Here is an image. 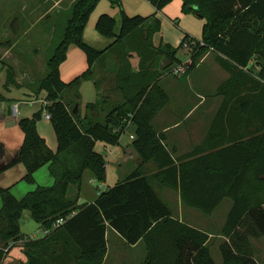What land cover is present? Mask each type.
Instances as JSON below:
<instances>
[{"label": "trees", "instance_id": "16d2710c", "mask_svg": "<svg viewBox=\"0 0 264 264\" xmlns=\"http://www.w3.org/2000/svg\"><path fill=\"white\" fill-rule=\"evenodd\" d=\"M121 7V24L109 14H102L96 30L112 42L103 50L85 41V30L101 0H76L63 30L61 40L50 55L48 72L40 79L39 90L47 92L48 104L31 118L19 120L24 140L16 157L0 173L17 164L27 170L23 180L36 184V173L48 165L55 182L37 186L18 198L12 186H0V264L10 249L26 240L20 219L29 210L31 217L49 233L25 242L26 264H103L108 252L107 231L114 229L128 244L143 241L147 255L144 264H217L212 255L209 232L176 217L171 206L140 169L113 187H108L92 203L78 205L69 197L72 184H79L87 172L101 182L107 180V161L97 151V142L117 145L129 125L135 135L133 146L144 163L154 162V174L163 185L180 192L183 201L211 214L225 197L233 200L221 235L226 239L219 247L224 264H259L247 247V237H264V107L260 134L230 144L213 143L216 151L203 153L197 148L192 158L176 160L158 134L152 121L169 102V96L158 80L166 71L182 64L178 50L187 40H198L185 34L176 48L167 45V63L152 69L156 56L163 54L154 44L161 31L157 12L150 16H129ZM156 11L174 0H147ZM182 12L205 19L202 41L205 45L192 54V64L211 48L237 67L246 68L252 60L251 77L260 84L264 100V0H183ZM81 48L88 58V69L71 82L61 78V65L67 60L71 45ZM120 52L122 64L119 85L126 102L109 112L106 122L82 118L63 99L68 87L90 79L97 61L105 65L107 57ZM139 53V71L132 67L131 53ZM165 53V52H164ZM161 57V56H160ZM4 87L20 86L12 65H6ZM250 71V70H249ZM224 87V86H223ZM95 104H88L94 108ZM57 137L53 150L40 134L38 122L43 112ZM64 222L55 226L58 220ZM245 231L242 228L246 227ZM12 244V245H11Z\"/></svg>", "mask_w": 264, "mask_h": 264}, {"label": "rangeland", "instance_id": "374dc122", "mask_svg": "<svg viewBox=\"0 0 264 264\" xmlns=\"http://www.w3.org/2000/svg\"><path fill=\"white\" fill-rule=\"evenodd\" d=\"M75 1L76 0H0V53H2L0 55L3 58L0 60V70L5 72L4 78L2 76L0 78V92H3L9 99L20 103L18 118L10 117V120L7 121L0 118V147L1 145L4 146L8 152L18 151L24 140V131L19 126V122L16 124L14 120L31 118L47 104V92L45 90H39L40 79L45 77L48 72V59L61 40L63 30L71 13V6ZM114 1L117 0H101L98 7L91 15L85 41L96 49L103 50L107 47L106 45H109L107 41L109 39L99 35L95 28L99 17L106 13L116 18L119 26L121 24V7L119 3H115ZM121 3L122 8L129 16H150L156 12L155 7L147 0H122ZM182 4L183 0H174L166 9L165 13L158 14V18L161 20V31L157 33L154 41L158 45L160 41L163 40V43L178 47L181 43V36H184L182 29L188 31L193 37L194 35L197 37L201 36V29L205 20H201L193 14L182 15ZM182 50V48L178 50V57L185 62L189 54L188 52L184 53ZM119 52L120 46L117 47V51L113 55L116 56ZM130 53L135 55L133 64L137 66V55H139V53ZM155 58L156 60L152 69L162 68L160 64H162L166 58L161 54L157 55ZM96 63L97 66L102 64L101 61H97ZM6 65L15 67L17 79L21 83L20 86L3 87L7 78ZM87 69V54L77 45H71L68 52V59L62 64L60 69L62 80L69 83L76 77L82 75ZM97 92L98 88L95 86V83L92 80L84 79L65 89L62 93V97L71 105L73 111H75L76 105L79 103L80 115L84 117L92 110L102 109V95H100L99 98ZM11 100H8V102ZM14 103L16 102H13V104ZM89 103L95 104L96 106L89 110ZM104 107V110L99 111L100 114L95 121L102 123L106 122L110 107ZM45 113L46 111L43 112L42 120L38 122V128L47 138L48 142L51 143L54 148H57L56 133L51 121L45 118ZM2 114L6 113L0 108V115ZM123 133L126 134L125 136H128V139L124 137V142L127 140H129V142L135 140L132 127H130L129 130L128 128L125 129ZM131 142L129 145H133ZM114 147L115 146L112 145L105 146L103 142L98 143L96 147L97 151L102 153L107 161V180L101 182L93 178L90 182L91 174L87 172L81 182V186L83 188L85 187V195H87V198H78L81 189L79 184H72L70 186L69 197L78 199V205L96 199L108 187L115 186L128 175L126 170H130V172L133 171L135 161L131 157L128 167H125V163L123 167L116 165L115 155H111V151H114ZM146 168L147 172L145 171V173L152 175L150 178L152 185L155 184L160 195L173 208L174 215L178 216L181 210L177 205L179 198L178 192L173 189L165 188L155 178H152L154 173L153 167ZM26 172L25 166L23 164H18L16 168L0 175V186L5 188L12 186V192L18 198H22L26 191H31L39 185L46 186L45 184H49L43 180L42 173L37 176L36 184H29L26 181H21V178ZM1 207L2 200L0 197V208ZM223 208L224 207L214 215H205L201 211H192L185 208L188 213L186 216L187 221L195 223L198 227L207 231H212L217 235L212 240V244L214 245L213 249L215 250L213 256L217 264H224L223 261H221L217 249L218 242L221 241L218 235L221 234L225 221ZM20 225L26 240L29 238L39 239L44 234L45 228L31 217L29 210H25L23 213L20 219ZM19 245L20 244H17L15 247ZM137 254L135 253V256L138 257Z\"/></svg>", "mask_w": 264, "mask_h": 264}, {"label": "crops", "instance_id": "0c3cea01", "mask_svg": "<svg viewBox=\"0 0 264 264\" xmlns=\"http://www.w3.org/2000/svg\"><path fill=\"white\" fill-rule=\"evenodd\" d=\"M172 3L168 4L162 10L156 11L155 8V11L157 12V16L158 14L165 13L166 9ZM182 5H181V12H182ZM182 15H190V14H185L182 12ZM198 18L201 20H205L200 17ZM180 24H181V19H180ZM204 24L205 23H203V25ZM203 25H202V29H203ZM87 29H88V25L85 30V38H86ZM202 29H201V36L197 37L196 35H194V37L201 39ZM182 30L184 32V36L185 34H189L190 36H192L185 29ZM99 35L101 34L99 33ZM156 36L157 34L154 36V41ZM184 36L182 35L181 38L183 39ZM107 41L110 44L112 42V39H109ZM167 45L170 44L163 43V40L160 41L159 45L157 43L155 44L156 47L162 49L163 52L162 56H166L167 52L165 50H167L166 49ZM181 48L183 49L182 51L184 53L188 52L189 54L188 55L189 57L186 59L185 62H183L182 60L179 59L177 53V58L179 62L185 64L191 57V53L188 50H186L184 47ZM134 53L136 52L134 51ZM1 58L2 57L0 55V60L3 59ZM134 58L135 55L131 54L133 70L135 72H138L140 57L139 55H137L138 58V61L136 63L137 66H134L133 64ZM166 63H167L166 60H164L162 64H160L162 65L161 67L165 66ZM96 64L97 63H95L93 66L92 77L88 80H92L95 83V86H97L98 88L97 96L100 98V95H102L101 100L103 102V107L100 110H104L105 109L104 106L106 107L109 106L110 107L109 112H111L114 107L120 106L121 104H124L126 102L124 91L123 89L120 88L119 79H118L122 69V64L117 58V56L113 54L107 57L104 66L101 64L97 66ZM253 65H255L256 67L255 70H259L258 66L255 64V60H252L246 68H241V67H237L226 57H220L217 53L213 51H208L207 53L202 55L195 63V65L182 76H177L172 71H166L160 76L158 83L160 87L169 96V102L157 113V115L152 121V124L155 130L157 131V133L162 134L164 136V142L176 160H181V159L186 160L188 158H192L193 157L191 156L192 153L196 151L197 148H201V147L203 149L202 151L203 153L216 151L218 147H213L212 145L213 143L216 142H219L220 144H230V142L232 141L234 142V140H246L248 138L256 136V134H260V132L262 133L261 126L263 125L262 114H263L264 100L262 99L261 96L262 94H261L260 84L254 80L256 79L253 78L254 76L251 77L252 75L251 70ZM160 69L161 68H159V70ZM246 72L247 73L249 72L248 74L251 75L249 76L246 75ZM4 74L5 72L0 70V78L1 76L4 78ZM17 81L19 82L18 79ZM0 98H1L0 108H2L3 111H5L6 113L0 115V118L5 121L10 120V117H14L11 112V106L13 105V102H17V101H13L9 99L3 92H0ZM8 100L11 101L8 102ZM100 110L99 109L95 111L92 110L90 113L88 112L84 117L90 116L94 120H96L100 114L99 112ZM75 112L78 116H81L79 103L76 105ZM81 117L84 118L83 116ZM14 118H18V117H14ZM19 120L20 119H16L14 121L16 124H18ZM129 129L130 127L128 128V130ZM40 134L43 137H45L41 132ZM125 135H126L125 133L122 134L121 139L117 145H112L115 147H114V151H111V155L113 154L115 155L116 165L123 167L125 163V167H128L129 166L128 163L131 157L135 161V167L132 172H134L137 169H140L145 173V171L147 170L146 167H153L154 173L152 178H155L154 174L157 171L156 164H154V162L144 163L140 159V156L135 150L134 146L129 145L131 141L130 142L129 140L125 142L123 141L124 137L125 138L127 137L128 139V136ZM45 139L48 145L53 150L57 149L54 148L53 145L48 142L46 137ZM98 143L99 142H97V145ZM132 143L133 141L131 142V144ZM107 145L108 144H105V146ZM17 152L18 151L8 152L7 149L1 145L0 170L3 167H5L7 164H9L16 157ZM17 166L18 164L0 173V175L6 173L9 170L16 168ZM126 171L128 175L124 179H126L132 173L130 172V170L129 171L126 170ZM39 174L43 176V180L45 182L49 183V184H45L46 186L53 185V183L55 182L53 175L50 173L48 165L42 167L40 170L37 171L36 178ZM145 174L149 178H151L152 176L149 173H145ZM24 176L21 178V181H25L23 180ZM123 180H120L119 182ZM156 180L160 182L158 179ZM91 181L92 178H90V182ZM153 185L157 190L155 184ZM163 186L168 189H173L165 185ZM173 190L177 191L176 189ZM27 192L29 191H26V193ZM177 192L179 194L177 205L179 208H181V210L179 215L178 216L175 215V216L203 231L209 232L210 234L209 246L211 248L213 255L215 250L213 249L214 245L212 244V240L217 235H215V233H213L212 231H207L201 227H198L197 225H195V223L186 220V216L188 213L185 210V208H188L192 211L194 210L201 211V210H199L196 207L187 205L183 201L180 192L179 191ZM85 193H86L85 187L83 188L81 186L78 198L81 197L87 198V195H85ZM94 200L87 201L85 203H92L94 202ZM232 205H233V200L229 197H225L221 202V204L211 214L204 213L203 211L201 212L204 213L205 215H214L217 211L221 210L222 207H224L223 209H224V215L226 221V218L229 214L230 209L232 208ZM225 221L223 223V226L225 224ZM246 229L247 226L242 228V231H245ZM46 235L47 233L44 229V234L41 238L45 237ZM218 236L221 238V241L218 242L217 249L221 261H223L219 247L222 243L226 242L228 239H226L221 234H219ZM106 238H107L108 252L103 264H133V263L144 264L147 255V248H146V244L143 241H140L139 243L134 245L128 244L125 241V239L114 229H108ZM24 241L26 240H22L18 242L17 244H20L18 247H15L17 245L16 244L14 247L10 249L3 264L27 263ZM246 241L248 245L247 247L251 251L250 253L254 256V259L257 260L259 264H264V237L250 236L247 237ZM135 253L136 254L139 253L137 254L138 257L135 256Z\"/></svg>", "mask_w": 264, "mask_h": 264}, {"label": "built area", "instance_id": "2783aa9c", "mask_svg": "<svg viewBox=\"0 0 264 264\" xmlns=\"http://www.w3.org/2000/svg\"><path fill=\"white\" fill-rule=\"evenodd\" d=\"M204 45H205V43H204V41H202V39L185 41L183 43V47L191 53V57L189 58V60L185 64H180L179 66H177L175 68V70H174V74L177 75V76H182L183 74H185L187 72L188 67L192 64V54L194 53V51L196 49L201 48ZM212 50L213 49L211 48L209 51H212ZM46 103L48 104V101ZM11 112H12L14 117H18L19 116V113H20V103L19 102H16V103H14L11 106ZM45 118L50 120L51 115L48 112H46L45 113ZM130 125H131V121H129V125L128 126L130 127ZM128 126H127V128H129ZM63 222H64V220L60 219V220L57 221L55 226H59ZM45 231H46L47 234L49 233L48 230L45 229Z\"/></svg>", "mask_w": 264, "mask_h": 264}]
</instances>
